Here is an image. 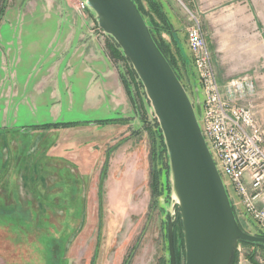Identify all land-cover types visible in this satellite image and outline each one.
I'll return each mask as SVG.
<instances>
[{
  "label": "rangeland",
  "instance_id": "1",
  "mask_svg": "<svg viewBox=\"0 0 264 264\" xmlns=\"http://www.w3.org/2000/svg\"><path fill=\"white\" fill-rule=\"evenodd\" d=\"M82 1L0 0V264H169L168 217L174 223L177 264H183V230L163 135L165 147L153 149L154 139L159 140L157 118L132 64L122 51L126 59L112 54L109 46L116 42L97 25L89 8L81 9ZM151 1L160 4L166 24L149 0H134L145 23L159 26L151 29L153 36L200 111L198 76L187 48L192 16L206 42L242 37L257 43L264 41V0ZM41 19L92 20L89 32L100 33L125 91V104L86 107L89 75L82 71H8L14 44L7 39L16 35L21 21ZM57 30L55 36V28L47 29L49 43L46 34L35 38L37 46H47L48 53L57 47L65 52L66 40L62 46L57 41L65 37L66 28ZM24 35L40 37L32 28ZM47 60L50 67L53 60ZM215 74L221 85L231 80L252 85L254 93L238 102L251 106L264 129V71ZM37 81L44 82V92L34 90ZM154 159L169 187H160L158 194L149 182ZM222 179L233 194L223 174ZM238 218L245 231L258 233L254 221Z\"/></svg>",
  "mask_w": 264,
  "mask_h": 264
},
{
  "label": "water",
  "instance_id": "2",
  "mask_svg": "<svg viewBox=\"0 0 264 264\" xmlns=\"http://www.w3.org/2000/svg\"><path fill=\"white\" fill-rule=\"evenodd\" d=\"M83 1L95 14L97 25L132 64L157 118L182 224L183 264H234L239 244L264 248V234L240 226L231 205L233 194L228 192L204 140L198 79L196 88L202 98L199 95L196 101L200 111L158 49L134 0ZM165 221L169 264H177L174 223L171 217Z\"/></svg>",
  "mask_w": 264,
  "mask_h": 264
},
{
  "label": "built area",
  "instance_id": "3",
  "mask_svg": "<svg viewBox=\"0 0 264 264\" xmlns=\"http://www.w3.org/2000/svg\"><path fill=\"white\" fill-rule=\"evenodd\" d=\"M81 9H86L84 1ZM200 22L192 16L187 43L202 92L201 129L216 166L226 176L236 218L246 217L264 234V129L249 104L238 102L254 93L245 80L221 85ZM239 221V218H238ZM239 244L234 264H264V253ZM254 248V247H252Z\"/></svg>",
  "mask_w": 264,
  "mask_h": 264
},
{
  "label": "crops",
  "instance_id": "4",
  "mask_svg": "<svg viewBox=\"0 0 264 264\" xmlns=\"http://www.w3.org/2000/svg\"><path fill=\"white\" fill-rule=\"evenodd\" d=\"M90 21L92 23L90 19H68V21L41 19L26 22L31 24L28 26L21 21L20 26H17L16 35L9 37L6 41L8 44H14L9 54L13 61L8 65V71H26V75L32 74V71H34L33 75H36L35 71H82L85 75H89V83L85 89L84 105L86 107L112 109L116 108L117 104H125L127 101L125 91L116 76L115 68L111 66L105 54L103 39L100 33L93 36L89 32ZM10 27L13 26L10 25ZM49 27L56 29L52 33L55 36L58 33L57 29L66 28L65 37L57 41V44L62 46V42L66 40L68 49L65 52L62 51V47H57L54 48L55 51L52 49L48 53L47 46L43 50L37 46L34 39L41 38L45 34L47 35L45 40L49 43V33H47ZM27 28L36 29L40 37H26L24 34ZM60 32L62 31H59V35ZM55 36H52L49 41L52 42ZM206 43L216 71H264V41L256 43L240 37L238 41L229 40L221 43L210 40ZM50 57L53 63L49 67L47 59ZM27 71L31 72L27 73ZM36 83L38 84L35 85L34 90L37 93L44 92V82Z\"/></svg>",
  "mask_w": 264,
  "mask_h": 264
},
{
  "label": "trees",
  "instance_id": "5",
  "mask_svg": "<svg viewBox=\"0 0 264 264\" xmlns=\"http://www.w3.org/2000/svg\"><path fill=\"white\" fill-rule=\"evenodd\" d=\"M150 1V3L153 5V7H154V9L153 10H155V12H156V14L158 15V18L161 20V23H163V24H166L167 23V18H166V15H165V12L163 11V9H160L161 8V6H160V4H158V3H156L155 1H151V0H149ZM137 5V4H136ZM137 7H138V10L140 9V7L137 5ZM141 11V10H140ZM160 29L159 28V26H157L156 24H154V25H152L151 27L149 26V29H150V33H151V36L153 37V39H154V41H155V43H156V45L158 46V49H160V51L162 52V54L165 56V58L168 60L167 62H169L170 63V65H171V67L173 68V70L175 71V75H177V72H176V70L174 69V67H173V65H172V63L169 61L170 59L168 58V56L165 54V52H164V50L162 49V45L160 44V42L159 41H157V39H156V36H153L154 34H153V31L151 30V29ZM110 48H111V51H112V54H114V55H117V56H122V57H124L125 59H126V57L122 54V52L121 51H119V49H118V45H117V43H113V44H110V46H109ZM131 72H132V74H135V72L133 71V70H131ZM177 77L179 78V76L177 75ZM123 82H124V84H125V87H126V90L128 91V93H129V96H130V90H128L129 89V87H127L128 85H127V83H126V81H125V79L123 78ZM158 129V128H157ZM157 136H158V141H156L155 139H154V143H153V149H154V152H155V146L156 147H161V148H163V146H164V144H163V142H162V133H161V131H160V129H158V134H157ZM156 141V142H155ZM165 147V146H164ZM154 154V153H153ZM153 157H154V155H152ZM167 180V176H165V173H162V176L160 175V169H158L157 167H156V163H155V159H154V168H152V171H151V176H150V187H151V190H152V192H154V193H157V192H159V188L161 187V188H163V189H167V188H169L168 187V181H166ZM167 191H168V189H167ZM158 194V193H157ZM180 214H179V212H178V216H179ZM180 222V221H179ZM240 224V223H239ZM240 226L244 229V227L240 224ZM243 245H247V246H251V245H248V244H244L243 243ZM252 247H254V246H252ZM258 248H260V247H258ZM260 249H262V250H264V248H260Z\"/></svg>",
  "mask_w": 264,
  "mask_h": 264
}]
</instances>
